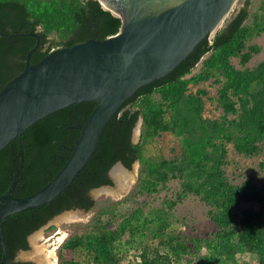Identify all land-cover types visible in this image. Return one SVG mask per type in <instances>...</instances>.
Instances as JSON below:
<instances>
[{
  "label": "trees",
  "instance_id": "16d2710c",
  "mask_svg": "<svg viewBox=\"0 0 264 264\" xmlns=\"http://www.w3.org/2000/svg\"><path fill=\"white\" fill-rule=\"evenodd\" d=\"M249 4L244 0L211 40L207 35L171 71L139 87L122 103L71 187L49 203L5 218V264H28L13 260L19 249L29 247L28 234L76 207L92 208L95 214L62 241L57 264H122L129 256V264H244L239 259L244 253L255 254L256 264H264V187L250 175L234 182L226 170L228 144L247 156L264 148V59L248 65L261 50L248 40L264 33V0L251 23ZM120 26L121 18L98 0H0V89L23 70L26 52L36 42L34 36L20 33L36 32L40 37L31 55L34 63L58 46L104 39ZM206 54L203 69L187 76ZM211 78L218 85L213 98L220 110L216 116L204 114L207 90H190V84ZM94 106V100L81 101L51 112L21 134V148L18 138L4 146L0 194L14 180L15 196L46 184L70 154ZM138 118L142 122L134 141ZM169 132L179 139V150L168 156L155 152L157 140ZM116 161L129 169L135 161L140 163L132 191L120 200H94L90 189L113 184L109 170ZM137 194L160 201L138 204L116 221L120 203ZM190 195L208 207L215 225L211 233L185 237L173 228L174 207ZM246 201L257 202L258 209L236 214L233 207ZM78 252L84 261L77 258Z\"/></svg>",
  "mask_w": 264,
  "mask_h": 264
},
{
  "label": "water",
  "instance_id": "95a60500",
  "mask_svg": "<svg viewBox=\"0 0 264 264\" xmlns=\"http://www.w3.org/2000/svg\"><path fill=\"white\" fill-rule=\"evenodd\" d=\"M98 1L121 18L119 30L104 39L91 37L58 46L32 63L31 55L40 37L36 32L20 33L34 36L36 42L26 52L23 70L0 89V150L15 138L21 148V134L51 112L81 101L94 100L95 106L65 162L46 184L26 196H15L14 180L8 191L0 194V264L6 263L5 218L49 203L71 187L122 103L139 87L171 71L217 29L236 0ZM141 122L138 118L133 134ZM116 165L129 169L116 161L109 170L111 178Z\"/></svg>",
  "mask_w": 264,
  "mask_h": 264
},
{
  "label": "rangeland",
  "instance_id": "374dc122",
  "mask_svg": "<svg viewBox=\"0 0 264 264\" xmlns=\"http://www.w3.org/2000/svg\"><path fill=\"white\" fill-rule=\"evenodd\" d=\"M244 0H236L233 4L230 12L226 15L224 20L221 22V24L217 27L219 29L227 18L231 16V13L234 12L237 8L243 5ZM250 4L248 6L250 11V18L247 20L248 23H251L252 20V13L256 12L258 10L259 4L261 0H249ZM216 29V30H217ZM215 30V31H216ZM215 31L211 34H209L208 38L211 40ZM249 44L257 43L261 46V50L259 53L255 54L250 62L248 63L249 66L255 65L258 61L264 59V33H261L259 35H255L252 38L248 40ZM207 56L204 55L201 57L200 61L193 67L191 70V73L187 76H190L191 74H195L200 72L203 69L202 66V59H204ZM233 62L239 66L238 60L234 59ZM217 84H215L212 81V78L207 81H202L198 84H190V90L195 91L197 88L202 87L207 90V95L204 97L205 100V109L204 114L207 116H216L220 113V110L216 107L215 101L213 98L216 95V89ZM139 130V131H138ZM140 133V126L138 125L137 131H134L133 134V140L137 141V134L139 137ZM180 142L179 139L173 134V133H165L157 140V145L155 146L156 149L155 152H162L165 155H171L174 151L179 150ZM228 163L226 165L227 174L229 175L230 179L234 182H239L244 179L245 176H252L254 181L258 186L264 187V148L261 152L258 154H255L253 156H247L242 153L237 152L232 144H228ZM160 149V150H159ZM139 167L140 163L138 161H135L132 164V167L130 169L123 168L125 170H128L129 172H132V179H129L127 183L125 184L124 188L122 190L117 189V184L113 182V185L110 186V188L117 189V192H120L119 195H112L108 193H97V189H92L90 193L95 198L96 201L103 200L107 198H111L113 200H120L126 195H128L138 178L139 174ZM113 179V178H112ZM99 189V188H98ZM165 191L163 190L159 197H162ZM159 199L157 196H144V195H135L132 199H129L127 201L123 200L120 203V206L117 210V215L119 217H116L117 219H120V214L124 212L130 211L133 207H135L138 204L146 203V204H156L159 203ZM259 205L255 201H246L242 202L238 205H235L233 207V210L236 214L240 215L242 210L245 208H252V209H258ZM208 207L197 197L194 195H190L187 198H185L181 203H178L173 210V215L171 217L173 228L179 232L181 235L185 237H190L193 235H206L211 233V231L214 229L215 225L214 222L209 218L207 215ZM69 211H79L78 209H70ZM68 212L64 211L60 213L59 215ZM95 214V210L91 208L90 211L82 212L81 218L76 220H68V221H59L58 217L59 215L53 217L50 219L47 223L40 226L38 229H36L34 232L29 235V247L26 250H20L17 254V258L20 261H28L31 259V261H34L31 257V252L33 250V243L38 246H47L49 243L52 244V246L55 245L56 255L59 254V246L62 243V241L72 232L75 231V228H83L86 224L91 222V219L93 215ZM105 218V217H104ZM115 222V221H114ZM81 225H78V224ZM50 225H55V229H50ZM61 230V231H60ZM66 230H69V233L66 232ZM36 232H41V236L38 239L32 240V235ZM61 233H65L63 240L56 242L55 240L58 236H60ZM50 246V247H52ZM205 250V248H203ZM55 254V253H54ZM55 255V258H56ZM58 257V256H57ZM77 258L81 261H84V254L82 252L77 253ZM133 256H129L122 264H129L128 260H132ZM239 259L244 264H256L257 263V257L255 254L252 253H244L239 255ZM59 260V257L55 260L54 264H57ZM35 264V263H34Z\"/></svg>",
  "mask_w": 264,
  "mask_h": 264
},
{
  "label": "bare ground",
  "instance_id": "6f19581e",
  "mask_svg": "<svg viewBox=\"0 0 264 264\" xmlns=\"http://www.w3.org/2000/svg\"><path fill=\"white\" fill-rule=\"evenodd\" d=\"M106 6V5H105ZM138 127V126H137ZM137 127L135 128V132L137 131ZM132 172H129L128 170H125L122 168L120 165H116L115 167L112 168L111 170V175L114 178V182L117 184V189L122 190L127 183L129 179H132ZM99 188V189H98ZM97 188V193H108L112 195H119L120 192H117V189L114 190L115 188H110V186H101ZM81 211H68L65 212L61 215H59L58 220L59 221H70V220H76L81 218ZM66 233V232H65ZM65 233H60V236H58L54 242L56 244L59 241L63 240L64 234ZM42 237L41 232H36L35 234L32 235V240L34 241L35 239H38ZM51 243L47 246H38L33 243V250L31 252V257L33 258L35 264H54L55 262V245L52 246Z\"/></svg>",
  "mask_w": 264,
  "mask_h": 264
},
{
  "label": "flooded vegetation",
  "instance_id": "af4514ba",
  "mask_svg": "<svg viewBox=\"0 0 264 264\" xmlns=\"http://www.w3.org/2000/svg\"><path fill=\"white\" fill-rule=\"evenodd\" d=\"M132 138H133V136H132ZM124 168V167H123ZM112 170V169H111ZM111 173V172H110ZM112 176V175H111ZM114 179V178H113ZM93 188H91L90 189V191L92 190ZM90 191H89V195L95 200V198L92 196V194L90 193ZM76 208H81V209H84V210H86V211H88V210H91V208H89V209H85V208H83V207H76ZM76 208H72V209H76ZM69 210V209H68ZM35 231V230H34ZM33 231V232H34ZM61 231V230H60ZM32 233V232H31ZM31 233L30 234H28V236H27V240H28V245H29V235H31ZM61 233V232H60ZM28 249V248H27ZM20 250H26V249H19L18 251H17V253H16V255L14 256V261H17V260H19L18 258H17V254H18V252L20 251ZM55 255H56V252H55ZM59 257V254H57L56 255V258H55V260ZM55 257V256H54ZM26 262H28V264H34L35 262L34 261H31V259L30 260H28V261H26Z\"/></svg>",
  "mask_w": 264,
  "mask_h": 264
}]
</instances>
